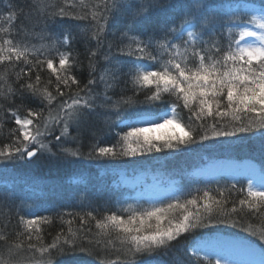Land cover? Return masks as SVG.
<instances>
[{"label":"snow or ice","instance_id":"1","mask_svg":"<svg viewBox=\"0 0 264 264\" xmlns=\"http://www.w3.org/2000/svg\"><path fill=\"white\" fill-rule=\"evenodd\" d=\"M133 3L138 7L132 8ZM157 3L158 0H111L104 6L110 19L109 16L98 17L92 13L91 20L95 22L92 39L97 51L86 48L89 62L88 77L84 81L77 76L83 70V61L78 55H72L74 49L60 51V47H70L78 38L73 27L88 20L87 15L72 14L62 7L58 11L45 12L42 39L50 42L49 58L37 59L35 64L28 56L45 55V52H32L28 44L23 43L27 40L23 30H18L13 38L0 40V61L23 64L27 68V71L23 67L19 69L14 81L16 87L5 95L10 107H0V111L10 116L15 124L8 132L10 143L0 147V168L6 170L18 162L30 163L45 157L65 163L77 159L100 161L143 157L163 149H179L206 142L213 137H258L264 143V0L258 6L225 5L222 0H189L190 4L197 6L198 15L186 10L179 32L172 39H169L170 33L177 30L167 26L159 34L152 32L143 39L133 38L124 46H121L122 41L113 44L101 39L105 27L100 24L101 19L110 25L131 8L129 26L122 30L127 37L132 31L131 25L147 16ZM7 11L8 19L13 21L24 15V9L18 5H9ZM249 13H258L252 15L247 24L256 23L260 31L246 26L244 15ZM65 20L72 23L65 24ZM225 29L228 30V39H225ZM185 32L187 39H184ZM120 34L117 32V36ZM17 37L21 43L16 42ZM252 37L256 39H248ZM175 39H179L180 44L174 43ZM157 40L166 41L159 47L170 56L163 64L150 51ZM210 40H215V43L205 47ZM181 46L183 53L179 51ZM101 55L103 63L98 67L96 61ZM188 56L192 57L191 61L185 59ZM42 65H46L51 73L44 83L38 71ZM34 72L35 80L32 79ZM53 78L54 92L49 90L53 87ZM101 86L102 92L98 91ZM128 92L132 95L129 96ZM141 93L144 94L142 100L139 99ZM165 94L175 97L170 110L162 107L166 103ZM54 106L57 114L53 119ZM178 109H186L189 113L196 109L197 120L215 121L207 125L211 136L206 130H201L203 124L199 129L185 130L178 117ZM225 117L230 118V124L221 122ZM5 122L4 117H0V129ZM85 133L91 137L87 151H84ZM104 137H115V140L101 146L100 141ZM204 197L200 208H197V198L182 204L178 197L150 209L118 208L108 211L96 224L107 234L114 232L117 235L118 253L122 259L116 264H156L151 259L153 255L170 250L173 244L186 236L195 239L201 229L213 232L222 224L241 228L257 237L261 258L256 262L219 257L214 259V264H264V226L245 225L232 218L237 212L235 207L227 211L226 201L211 199L207 191ZM239 203L246 205L251 213L264 208V172L258 184L254 179L247 180V199ZM189 206L196 211L189 210ZM173 209H181L182 212L169 219L168 213ZM29 215L28 219L18 217L19 221L27 230L29 240L35 234V239L40 242L39 222L44 217ZM85 215L91 217L92 213ZM85 243L97 247L101 240L89 239L87 231L83 235H78L71 228L66 234L61 231L47 246L41 244L38 264H63L59 257L65 251H88L83 247ZM203 243L191 245L190 255L197 260L205 251ZM229 244L236 252L255 251L247 243V238ZM29 247L34 246L30 244ZM96 264L105 262L98 260ZM174 264L181 262L174 261Z\"/></svg>","mask_w":264,"mask_h":264},{"label":"trees","instance_id":"2","mask_svg":"<svg viewBox=\"0 0 264 264\" xmlns=\"http://www.w3.org/2000/svg\"><path fill=\"white\" fill-rule=\"evenodd\" d=\"M222 2L225 5L255 4L258 6L261 0H222ZM110 3L111 0H0V40L13 38L18 30H23L27 34V40L23 43H27L34 53L45 52V55L28 56V59L35 64L37 59L43 61L49 58L47 50L50 47V42L42 39L45 12L58 11L62 7L66 12L72 14L87 15L88 20L80 22L78 27L75 25L73 27L78 38L70 47H60V51L74 49L72 55H78L79 59L83 61V70L78 72L77 76L84 81L88 77L87 64L89 62L86 59V48L97 51L95 40L92 39L95 22L91 20V15L96 13L98 17L109 16L110 19V14L104 11L105 4ZM9 5H18L23 8L24 15L14 21L9 20L7 11ZM136 7L138 5L133 3L132 8ZM186 10H190L192 15H198L197 6L190 4L189 0H158V3L151 8L147 16L139 18L131 25V33L125 37L122 30L129 26L132 15L130 8L124 16L110 25L105 20H100V24L105 26L101 32V39L113 44L122 41L121 46H124L130 43L133 38L143 39L146 34L152 32L159 34L166 26L177 30V32L170 33L169 39H172L179 32ZM254 14L244 15L246 24ZM64 23L71 24L72 21L65 20ZM80 29H84V31H80ZM117 32L121 33L120 36H117ZM136 33L144 35H134ZM184 39H187L186 32ZM225 39H228L227 29H225ZM16 42L21 43L22 41L17 37ZM173 42L180 44L179 39H175ZM161 43H166V41L157 40L150 51L163 64L170 56L164 48L159 47ZM213 43L215 40H210L205 47H211ZM179 51L180 53L184 52L183 46L179 48ZM185 59L191 61L192 57L188 56ZM93 60L96 61V58ZM96 62L97 66L100 67L103 63L102 55ZM21 67L27 71L23 64L14 65L0 61V107H10L5 95L9 89L16 87L14 81H16ZM38 71L42 83L51 76L46 65H42ZM32 79L35 80V72ZM49 90L54 92V78L53 87H50ZM98 91L102 92V86ZM111 94L110 92L109 95ZM127 94L132 95L131 92ZM143 95L141 93L139 99L142 100ZM174 100V96L165 94L166 103L162 107L170 109ZM56 114L57 108L54 106L51 113L53 119ZM177 114L184 124L185 130L199 129V126L203 124L204 128L201 130H206L211 136V129L207 125L215 121L211 119L197 120L196 109H193L191 113L186 109H178ZM20 115L23 116L24 113L21 112ZM45 115L47 116L48 113L45 112ZM0 117H4L6 121L3 128L0 129V147H3L10 143L8 132L9 129L15 127V124L11 122V117L6 116L3 111H0ZM221 122L230 124L231 120L225 117L222 118ZM93 123L95 124V122ZM90 140L91 137L85 133L84 151H87ZM114 140L115 137H104L100 141V145L106 146ZM224 151L230 152L231 156L238 162L249 160L256 163L259 171L264 172V143L258 137L248 139L213 137L206 142L191 144L179 149H163L160 152L135 158L126 157L118 160L100 161L77 159L75 162L65 163L45 157L40 161L30 163L18 162L17 165L6 170L0 168V200H2L0 203V264H38L41 258L39 252L41 244L47 246L58 233L63 231L66 234L69 228L77 232L78 235H83L87 231L89 232V239L98 238L101 240V244L92 247L85 243L83 247L87 248L88 251L83 252L79 250L65 251L59 257L63 264H96L98 260L105 262V264H116L118 260L122 259L118 253L119 239L114 232L107 234L105 230L99 229L96 224L108 211L127 207L138 210L150 209L153 206H162L161 202H171L176 197L180 199L182 204L187 200L197 198V208H200L205 198V191L209 192L211 199L226 201L225 209L227 211H231L235 207L237 212L233 214L232 218L241 220L245 225L264 226V208L251 213L246 205L242 206L239 203L241 200L247 199L248 179L246 177L240 176L236 179H229L226 176L205 178L195 173V169L202 167L207 160L222 157L221 153ZM123 168H130L135 171L143 170L164 179L173 180L177 186V194L171 198H164L158 203L146 198H138L133 195L135 189L116 184L120 177L118 173ZM81 175L84 178L82 183L72 182L73 177ZM232 185H236V187L233 188ZM189 210L196 211V208L189 206ZM88 212L92 213L91 217L85 215ZM181 212V209H173L168 213V218L173 219ZM29 214L44 217V220L39 222L42 236L40 242L35 239V234L29 240L27 230L19 221L18 217L23 216L24 219H28L30 218ZM118 214L120 213L118 212ZM81 218L83 223H81ZM166 224L167 221H165ZM200 233L196 234L195 239L192 236L182 238L179 243L173 244L170 250L158 252L151 259L156 261V264H174V261H180L181 264H210L211 261L214 264L215 258L208 257L205 259V256L200 255L197 260L190 255V251L191 245L196 243L197 239L212 237L216 234L247 238L259 244L257 237L251 236L250 233L244 232L241 228H234L230 225H219L213 232L201 229ZM30 244L34 247L30 248Z\"/></svg>","mask_w":264,"mask_h":264},{"label":"rangeland","instance_id":"3","mask_svg":"<svg viewBox=\"0 0 264 264\" xmlns=\"http://www.w3.org/2000/svg\"><path fill=\"white\" fill-rule=\"evenodd\" d=\"M254 15H258V13H255ZM246 26H248L251 30L260 31L256 23L246 24ZM188 30L191 29L189 28ZM248 39L252 40L256 38L252 37ZM221 156L222 157L217 159L207 160L200 169H195V172L198 173L199 176H203L205 178L226 176L229 179H236L240 176H244L246 179H254V182L257 184L261 180L262 172L259 171L256 163L249 160L238 162L228 151L221 153ZM128 169L123 168L119 171L118 175L120 177L116 184L135 189L133 193L134 196L138 198H146L152 202L158 203V201H162L164 198H171L177 194V186L173 180L164 179L156 174L148 173L143 170L135 171L130 168ZM83 181V175L72 178V182L76 184L82 183ZM242 239L244 238L233 237L225 234H216L212 237L199 238L196 240V243L204 241L203 248L205 251L201 253L203 256L215 259L224 257L258 262L261 257L259 254V244L256 242L247 239V243L251 246V248L255 249L254 252H236L229 244L231 241Z\"/></svg>","mask_w":264,"mask_h":264}]
</instances>
